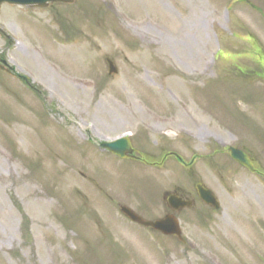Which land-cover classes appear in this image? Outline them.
<instances>
[{
  "label": "rangeland",
  "instance_id": "obj_1",
  "mask_svg": "<svg viewBox=\"0 0 264 264\" xmlns=\"http://www.w3.org/2000/svg\"><path fill=\"white\" fill-rule=\"evenodd\" d=\"M0 28L45 94L0 72V264H264V0L7 5ZM125 133L141 160L100 147ZM199 181L221 206L178 212L185 242L120 212Z\"/></svg>",
  "mask_w": 264,
  "mask_h": 264
},
{
  "label": "water",
  "instance_id": "obj_2",
  "mask_svg": "<svg viewBox=\"0 0 264 264\" xmlns=\"http://www.w3.org/2000/svg\"><path fill=\"white\" fill-rule=\"evenodd\" d=\"M50 1H63V2H73V0H0V7L1 4L4 2L8 3H15V4H38V5H46ZM109 63V71L110 73L116 72L117 69L115 68L113 62L108 60ZM105 147H108L110 150L114 151L116 154L121 155L122 157H127L132 153V149L130 147L129 142L126 139L118 140L111 143H104ZM231 151L232 157L237 160L239 163L247 166L251 170H253V166L250 163L249 159L246 157L245 153L239 149L229 148ZM200 196L202 199L209 204H213L216 208L219 207L216 198L211 193L210 190L203 188L201 185L198 186ZM170 203L172 206L178 208L184 205H190V202L182 201L177 197H170ZM121 210L132 220L137 221L141 224L146 226H152L153 228L162 231L164 234L169 235H177L180 239H183L181 236V230L178 224L177 219L173 215H167L165 218L156 220V221H147L144 220L142 217L137 215L134 211L130 208L122 206Z\"/></svg>",
  "mask_w": 264,
  "mask_h": 264
},
{
  "label": "flooded vegetation",
  "instance_id": "obj_3",
  "mask_svg": "<svg viewBox=\"0 0 264 264\" xmlns=\"http://www.w3.org/2000/svg\"><path fill=\"white\" fill-rule=\"evenodd\" d=\"M0 34L2 35V36H4V37H6L7 36V33H6V31H3V30H1L0 29ZM0 57L3 59V54L2 53H0ZM5 64V63H4ZM7 73H10V75H12L14 78H21V80L25 83V85L27 86V87H32L33 89H35V90H37V91H40L38 88H36V87H34L29 81H24L23 79H22V77L20 76V75H18L14 70H12V72L11 71H7ZM134 155H135V158H134V160H141V157H140V155H139V153L138 152H135L134 153ZM153 164H155V163H153ZM165 193H168V192H165ZM169 194H175V195H177V196H179V197H181V198H183V199H192L193 198V193L191 192V191H189V190H187V189H185V188H183V187H179V188H177V189H175V190H173V191H171ZM168 194V195H169ZM196 195H198L197 193H195ZM199 197L197 196V199H198ZM167 199H168V197H167V194H164V200H165V202H166V208H165V211L163 212V215H166V214H169V213H172V209H171V207L169 206V204H168V201H167ZM193 200V199H192ZM194 201V200H193ZM199 202L202 204V202H201V200H199ZM195 201H194V205H195ZM194 205L191 207V208H193L194 207ZM186 209H190V208H187V207H185V208H183V209H181L182 211L183 210H186ZM179 212V211H178ZM177 213V212H176Z\"/></svg>",
  "mask_w": 264,
  "mask_h": 264
},
{
  "label": "bare ground",
  "instance_id": "obj_4",
  "mask_svg": "<svg viewBox=\"0 0 264 264\" xmlns=\"http://www.w3.org/2000/svg\"><path fill=\"white\" fill-rule=\"evenodd\" d=\"M135 30V29H134ZM147 31V30H146ZM125 136H127V133H126V135ZM197 136L198 137H201V136H204V134H203V132L201 131V130H198V132H197ZM9 167V166H8ZM0 198H1V194H0ZM39 208L40 209H42V207H41V205H39ZM40 209H37V211L39 212V213H41V210Z\"/></svg>",
  "mask_w": 264,
  "mask_h": 264
}]
</instances>
